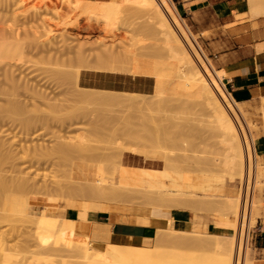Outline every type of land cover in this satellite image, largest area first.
I'll return each instance as SVG.
<instances>
[{
  "label": "bare ground",
  "instance_id": "bare-ground-1",
  "mask_svg": "<svg viewBox=\"0 0 264 264\" xmlns=\"http://www.w3.org/2000/svg\"><path fill=\"white\" fill-rule=\"evenodd\" d=\"M61 1L62 0H60L59 2L61 3ZM63 3H67V4H65L67 6H65V5L64 6L68 7V9L67 8L66 9L70 10V11H68V13H70V14L66 13V15H69V17L71 19L73 18V21H75V25H77V28L78 29L86 28L87 30H85V31L88 32V33H86L88 36H84V37H88V38H85V39L83 38L84 40H81L79 38V36L73 40L71 39L70 36H67V38L70 37V39L68 38L69 41L70 40L74 41L77 39L80 40L79 42H76V44H78V46L75 43H73L77 47L73 46L72 43H69L67 38H66L67 40L64 41V44H66V45L69 44V45H71V47L72 46L76 47L75 49L73 47L69 48V46L67 45L70 53H73L76 56H78L77 59L79 58L78 59L79 63L82 64L85 61V64H87V63L89 64V61L91 62V60H88V59H92L93 61L95 60L96 64L92 61V64H94V65H92V64L88 65L87 64V66H89V67L92 66V67H96V68H106L107 67L106 65L110 62L108 65L111 66L110 68H112L113 70L116 69V70H120V71H124V72H129V73L131 72L133 75L138 76L139 78H140V75H147V76H149V80H151V78H153V84H154V94L146 96L144 94H146L147 92H143V91L139 90V88H138L139 86L131 85V91L126 90V89L118 90V89H115L118 86L116 83H107L104 81H100L96 76H94L96 74H103L105 72H92L90 70H87L84 73L83 78L82 79L80 78L77 80V83L81 84L83 88L79 90L76 88V85H75L76 90L73 88L76 92V94H75L76 97H77V95H81L79 97H81V99H82V101H84V103L87 99H88L87 101H89V99H90V102H88V103H90V105L93 104L92 106H95L97 103H98L97 105H100V107H97L98 110H99V108L101 109L104 106H107V107H105V109L103 108L100 111L101 112H111V118H112V112H115V113L118 112L119 113V114L117 113L116 116H115V113H113L114 116L117 118V120H115L117 122H116V124L114 123L115 127H114V129L112 128V130H114L113 133L116 132L118 134V136L116 138H119V140H121L120 142L119 141L115 142L117 145L116 147H114V149L116 148L117 152L116 151L113 152L115 154V156H113L115 158V160L113 161L112 164L110 163L111 165L109 164L108 167H107L106 163H108L109 160L107 161L105 159L106 163H103V162L100 163V161H98L100 164L98 163L99 165H97V167H96V178H95V180L89 181V182H81V183L77 182L78 185L74 184V186H76V187H74V189H72L77 193L76 195H80L81 197L86 196V195L93 196L95 198L94 200H96V201H94L95 203L92 202V204L90 201V207H92V206L95 207L94 208V211H95L96 205L98 206V209H100V206H101L102 207V209H100L101 212H108L110 215L109 216V222L110 223H107L106 225L103 224V226H101L100 231H98V228L96 227L97 223L95 224L96 226L92 230L94 236L106 238V240H107L108 234L110 231L111 223L114 221H117L119 219L118 217H115L114 210L118 209V208L123 209V207H124V205L122 206V205H120V203H122V204L123 203H132V204L136 203V204L148 206L150 208V211L153 214H163V215H169L171 213L172 207H174V208L176 207L177 209L181 208L182 210L184 208L191 207V206H188L190 203V202H188L189 201L188 198L186 197L187 201L183 197L180 198L179 195L181 193L177 189L167 188L164 190V189L156 187V186L136 187V186H131V185H127V184H122V183H119L115 180V176H116L117 171L130 170V169H135V168H142V169L148 170V173L150 176H156V175L161 174L163 176L171 177L174 173L173 172L174 170H176V169L180 170V168H184V167H182L183 165H185V164H182V163H184V161H186V160H188L186 162L191 161L192 158H190V156H187L189 153H187L186 156H185V154L180 155L179 153H178L179 154L178 155V154H176L175 150L173 149L174 146L171 148V146L176 144L175 142H178V141H176V139L171 136L174 131L171 133V135H169V132H171V131L167 130L168 129L167 127H170L169 125L171 122L167 126V124H165V122H164L166 119L164 120V118L160 115L163 108L166 109V107L169 106L170 103H172L173 99L181 98L184 96V97H186V99L188 97L189 100L192 98L193 99L192 101H195L197 105L200 104L201 106H203L204 110L207 111V113L205 111V113L207 115L206 116L207 117L206 122L209 123V125L212 123V121L215 122V124L214 123H212V124H214L215 129H217V133L219 132L218 136H219V134H220V136L224 134L223 136L226 138L228 143L222 142L224 139L223 136H222L223 139H222V137L219 136L222 139V141H221V139H219V140L222 143H224V146L226 145V148H227L226 150L229 149V146L231 148V152H230V150H228L227 152H230V154L228 153V156H230V157L232 156V159L229 157L228 160H230L229 164H231L230 165L231 174H233L235 176V178L233 179V180H235L234 183H236L238 181V179L241 181V179L245 177V173H246V177H245L246 183L244 185V192H243V198H242V204H241L242 208L240 207L241 191H239L235 195H228L226 200L222 198L223 200H225L223 202L224 203L223 205L225 207V208L223 207L224 213L221 212L222 216L218 215L215 223L219 226H223L224 228L231 229L232 231H234V234H232V235L218 234V237H221V240L219 238L220 242H219L218 238H216L215 235H212L211 238L208 236L209 239L206 236L207 240L205 238H203L202 234L206 232V231L203 232V226L205 224L204 222L193 221L192 228L183 229V228L171 226L172 221H174L175 219L173 217H168V218H166L168 221V224H169L168 227L167 228H162V227L157 228L155 240H154L155 246L151 245V246L145 247V246H137V245H132V244L131 245L130 244H115V246L109 247L108 251L106 252L107 256L105 255V252L102 253L103 247L94 246L91 243L92 241H90L88 239L89 227L87 225V220L82 221V218H85V219L88 218V214L90 211H87V210H89V209L85 208L87 212H84L85 211L84 208H83L84 211H81L78 202L74 200L75 202H77V203H74V202H72L73 200L71 199L70 207L77 209L78 219L68 220V222H69L68 223L69 224L68 232L69 231L71 233L73 232L72 234L68 233V235H71L73 240L75 239V241L73 243H77L76 242V235H75V237H73L74 233L77 234V240H78V235L80 238V241H79L80 243L78 244V246L74 247V245H73L72 247L76 251L77 256H79V257L82 256L85 258L87 257V260H88V257H90L89 258L90 260L93 257L92 260H95V261H89L88 260V261H80V262L76 263V262H72L71 260H64V261H59L58 264H73V263H75V264H111V263H113V264H251L249 258H246V256H245V253H246L245 249L247 247V242L250 240L249 239L250 230L248 231V237H247L246 231L249 228V224H250V217H251V212L253 209L252 199H254V197H253L254 187H256L255 184H257V183H255V182L258 179V178L256 179V177H257V175H256L257 160H256L255 153L253 151L252 137L248 133V127L250 124L242 121L240 113L238 112V110L234 106L233 99L231 98L230 94H228L222 86V77L226 74L225 71L223 69L213 68L212 65L205 60V58L203 57V55L201 54V52L197 48L194 40L192 39V37L188 33L187 29L185 28V26L182 24L179 17L177 16V13L175 11L172 0H73V1L64 0ZM63 3H61V4L63 5ZM250 10H251L253 16L259 17V15L264 14V5L262 4V0H250ZM59 12H61V11H59ZM65 12H67V11L65 10ZM54 15H57L56 16L57 18L59 17V19L57 21L58 24L60 23L62 25H67V23H69L65 20V18L66 19L68 18L65 16V13H64V15L59 14V13H56ZM101 18H104L105 22L108 24L110 31H113L110 27H112V28L114 27V28L118 29V27L120 28V25H121V24L120 25H118V24L122 23V25L124 24L125 26L129 27L131 29L130 30L128 28L129 31L133 32V34H136V32H138L141 34L144 33V34L151 35V36L143 35V37L145 36L146 40L150 39L152 41L144 42L145 39L144 38H143L144 40L141 39L142 35H141L140 39L137 38L135 40L136 37L133 36V34L131 33L132 36L131 35L125 36V38L127 40H128L127 37H129L130 40H128V41L130 43H128L127 40H124L126 43H123L124 41H122L123 39L121 38V36H120L121 40L120 39H114V37L110 35V33H112V32H110L109 35L111 36V39H110V37H109V39H107L108 36L106 37L105 35H103L104 37L101 36L103 38H101L99 40L95 39V41L91 42L89 40L90 32H89L88 28L91 27L90 31L92 29H94V30H92L93 33H96L97 30L99 31V29H97V27H99V26H97L95 28L94 26L96 24L93 26L92 22L94 21V19L99 21ZM83 20H85V22L81 23V21H83ZM73 21H72V23H74ZM81 25H83L84 27H81ZM114 25H116V26L118 25V27H116ZM108 27L106 28V30L108 29ZM81 30H83V29H81ZM115 30H114V32H115ZM79 32L80 31H78V33ZM108 32H109V30H108ZM108 32H107V35H108ZM62 35H63V33H62ZM84 35H85V33H84ZM130 36H131V38H130ZM18 37L19 36L16 35V38H18ZM2 38L4 39V41L3 40L0 41V63L4 62V60H21L23 58V53H24V52L22 53L21 50L23 49V47H25L23 44H24L25 40H27V39L23 38V41H24L23 44L21 41L22 37H20L18 39L21 42V44L23 45V46L21 45L22 49H20V46L16 42H10L9 39H8V42H6L7 40H5V39H7V38L1 37L0 39H2ZM33 38L30 39L28 36V40L30 39L29 41H31V40H34V41L38 40V42L41 41V38H40V40L38 38L35 39L36 36L35 37L33 36ZM81 38H82V36H81ZM64 39H60L59 41L64 40ZM131 39L132 40L134 39L133 44L131 43ZM44 40H46V39H44ZM55 40H56V38H55ZM118 40L121 41L120 44H118V42H119ZM65 42H68V43H65ZM34 43H32V44L34 45ZM27 44H31V43H27ZM39 45H40V43H39ZM158 46L159 47L161 46V48L165 49L164 52L166 51L167 54L166 53H164V54L159 53V52H163V51L158 50ZM68 48L66 47V49H68ZM43 49H44V47H43ZM92 49H95L97 52L95 50H92ZM163 49H161V50H163ZM89 50H91L90 51L91 53L87 52ZM260 50H261V47H260ZM52 51H54V50H52ZM28 53H30V52H28ZM39 53H41V52H39ZM165 54L167 55V57H165ZM55 55L53 56V58L57 56V55L56 56ZM76 56H75V58H76ZM88 57H91V58H88ZM48 58L50 59V56H48ZM57 58H59V57H57ZM57 58H55L54 63L56 65H58V64L61 65L62 64V62L60 64L61 60L59 61ZM71 58H73V57H71ZM80 58H81V60H80ZM86 58H87V61H86ZM51 61H52V59H50V63H51ZM80 61H82V62H80ZM76 62L78 65V61H76ZM113 63L115 65V67H112L114 65H110ZM12 65H13V63H12ZM12 65L10 63H8V66H12ZM51 65H52V63H51ZM54 65H52V66H54ZM3 66H5V64ZM62 66H64V65L62 64ZM80 66H82V65H80ZM83 66H84V64H83ZM1 68L2 67H0V69ZM3 68H2V70H4ZM55 68H52L51 71L54 72ZM75 68H71V69H73V72H74L73 73L72 70H70V73L71 72L73 73L71 75H70L69 71L67 70L68 68H65V69L62 68L65 71H62L63 75L61 74L62 72L60 74L62 75V77H65L68 73V75H70L69 77L66 76L68 78L66 81L68 82L69 78L71 76L75 77V75H74V74H76ZM56 69H55L54 74L59 76L58 73L62 69H60V71H57L58 73L56 72ZM57 70H59V68ZM10 71H11V69L6 67L5 68L6 74L3 72L5 74V76L7 75L6 78H8V79H10L13 75V72L11 71V77H9ZM8 74H9V76H8ZM64 74H65V76H64ZM106 74H108V73H106ZM51 76H52V74H51ZM78 76H79V73H78L77 77ZM13 77H14V75H13ZM13 77H12V79H13ZM15 77H14V80H15ZM59 77L56 78L57 81H60V80H58ZM66 77H65V79H66ZM72 77H71V79H72ZM91 77H93V79ZM74 79H72V80H74ZM14 80L10 81L11 84L17 85V83H14ZM7 82L8 81H6V85H7ZM19 83H20V81H18V84ZM63 83H64V79H63ZM69 83H71V86H72L73 82L69 81ZM20 84L18 85V87L22 86V89H23L22 81ZM68 85H70V84H68ZM0 86H1V84H0ZM9 86L10 85L8 84V87ZM24 86H26L25 88H28L31 90V88L28 87L29 86L28 84H26ZM59 86H60V84H59ZM15 87L16 86H14V87L11 86V88H15ZM61 87L62 86H60V88ZM2 90H4V89H2ZM25 90H27V89H25ZM7 91H8V89H7ZM27 91H25V92H27ZM68 91H69V88H68ZM61 92L62 93H59V94H65L64 90ZM78 92H79V94H77ZM1 93H2V91H1ZM66 93H67V91H66ZM72 93H74V92H72ZM27 94L25 93V96ZM14 95H15V93L12 96H14ZM37 95H39V97L45 98V96L40 95V93H38L36 91H30L29 92V96L25 97V98H27V101L23 102V100L20 99V101H22V104L19 102L18 99H17L18 102L16 101L17 103H15L13 100V97H12V101H10L9 100L10 98H8V100L11 103L15 104V106L13 104H11L12 106H10L11 108H13V106L15 108V109L10 108L11 112H12V110H16V112L13 111L12 114L17 115L20 112V114L22 115L23 110L25 112H28L29 109L25 110L24 105L26 107H28L30 103L35 105V103L37 102L35 100H37V98H38ZM56 95L58 96V93H56ZM18 96H19V94H18ZM83 96L86 98V100ZM16 97L14 96V98H16ZM35 97H37V98H35ZM68 97H66L65 99L68 100ZM57 98L61 99L60 95ZM69 98H71V97H69ZM73 98H75V97H73ZM60 99H59V101H60ZM75 99H77L76 102L80 100V98H75ZM8 100L5 103L8 104ZM61 100H63V99H61ZM91 100H96L97 103L96 102H95L96 104L92 103ZM180 100H182V99H180ZM64 101H66V100H64ZM70 101H72V100H70ZM10 102H9V104H10ZM184 102H185V99H183V103ZM23 103H24V105H23ZM60 103H62V102L60 101V102L51 103V104H47V105H49L51 109L56 110L57 108L59 109L60 106L62 105ZM84 103H83V105H84ZM187 103H188V101H187ZM7 104H5L4 106H6ZM67 104H68V102H67ZM79 104H80V102L77 104V107H80V106H78ZM1 105L2 104H0V106ZM65 105H63V106L65 107ZM70 105L71 104H69L68 106H70ZM73 105H75V103ZM181 105H182V103H181ZM85 106H87V105H85ZM172 106H174V105H172ZM186 106H187V104H186ZM8 107L6 108L7 110L9 109ZM77 107L73 108V110L76 111V109L77 110L80 109ZM3 108L0 109V111H3ZM81 108H82V106H81ZM62 109H65V108L62 107ZM70 109H71V107L70 108L68 107V110H70ZM93 109H95V108L93 107ZM149 109L151 110V113L154 112L153 115H150L151 118L148 115ZM89 110H91V109H89ZM89 110H87V111L89 112ZM102 110H104V111H102ZM150 110H149V112H150ZM170 110L167 109V111H170ZM188 110H190V109H188ZM202 110L203 109H201L200 111H202ZM71 111H72V109H71ZM56 112H57V110H56ZM64 112H65V110H64ZM84 112H86V111H84ZM90 112L92 113V110ZM28 113H25L24 115L25 116L26 115L27 116L32 115L30 112H28ZM67 113L69 114V111H67ZM8 114L9 113H7V115ZM20 114L18 116H20ZM59 114L61 116L64 113L63 114L59 113ZM65 114H66V112H65ZM68 114H66V115L68 116ZM165 114H166V112H165ZM181 114H184V113H181ZM10 115H11V113H10ZM71 115L73 116V113ZM71 115H70V117H72ZM103 115H104V117L106 116L105 114H103ZM3 116H5V115H3ZM60 116H58V117H60ZM91 116H89L90 120L92 119ZM109 116H110V114H109ZM146 116H149V118ZM32 117H33V115H32ZM32 117L31 118L29 117L30 122H31V120H33L32 122H34V119ZM74 117H76V114ZM101 117L102 116H100L99 118H101ZM177 117H179V116H177ZM65 118L68 119L69 117H65ZM95 118H98V117H95ZM95 118H93V120H91V122L94 121ZM211 118H213V119H211ZM0 119H1V117H0ZM2 119H4V118H2ZM52 119H54V118H52ZM208 119H209V122H208ZM22 120H24V119H22ZM26 120H28V118H26ZM26 120H24L23 123H25ZM96 120H99V119H96ZM112 120H114V119L112 118ZM147 120L149 122L151 121V124H149L147 122ZM10 121H11V119H10ZM106 121H109V120L106 119ZM144 121H145V123H144ZM166 121L168 123V120H166ZM210 121H211V123H210ZM2 122H1V124H2ZM35 122H36V119H35ZM55 122H56V120H55ZM10 123L12 124V122H10ZM26 123H27V121H26ZM99 123H102V122H99ZM141 123L143 124V128H145V127L147 128L149 126L148 129L145 128L146 129L145 131L148 130V133H146L145 135H142L143 133H141L140 129H139V127L141 126L140 125ZM172 123H175V122H172ZM6 124H8V123H6ZM91 124H94V122ZM145 124L147 126L144 127ZM2 125L4 126V124H2ZM21 125H22V123H21ZM243 125H244V128H243ZM18 126H20L19 123H18ZM22 126H21V128H22ZM99 127L100 126H98L96 128L98 129ZM194 127H196V126H194ZM197 127H199V126H197ZM24 128L26 130L27 125H25ZM28 128H29V125H28ZM92 128H90V129L92 130ZM140 128H142V126ZM4 129L5 128H3L2 130H4ZM18 130H19V128H18ZM102 130H104V129H102ZM220 130L223 134L220 132ZM0 131H1V129H0ZM21 131H22V129H21ZM94 131L95 130L93 129V132ZM145 131H144V133H145ZM185 131H187V130H185ZM2 132H1V134H2ZM103 132H105V134L108 133V132L106 133V129ZM182 132H183V130H182ZM95 133L96 132H94V134ZM183 133H185V132H183ZM193 133H195V132L193 131ZM200 134H202V133H200ZM97 135H99V134H97ZM102 136H104V135L100 134L99 137H102ZM174 136H175V134H174ZM0 137H4V136H0ZM108 137H111V136H108ZM95 138H97V137L95 136ZM116 138L114 136V139H116ZM192 138H191V140H192ZM92 139H94V138L92 137ZM105 139L106 138H104V140ZM95 140L96 139H94V141ZM99 140H100V142L101 141L104 142L103 139H99ZM99 140H97V141H99ZM194 140H195V138H194ZM194 140H193V142H194ZM210 140H209V142H210ZM88 141H89V139L87 140V138H85L84 140L77 142V143H70V142H67L65 140H63L62 142L58 141L60 143H57L59 145L56 144L59 147V151H57V152H61L60 148H61L62 152L64 149H65L64 152L65 151H67V152L72 151L73 152L76 150L75 152L78 153L77 154V156H78L82 150H84V151L87 150L84 153V155H82V156L80 155L81 158L89 157V156H92V157L95 156L96 157L98 155V152L95 151V148H94L95 146L92 148L91 147L92 143L90 144ZM107 141H108V139H107ZM167 141L169 142V144L172 143V145H170V147H167L168 145L167 146L165 145L168 143ZM198 141H200V140H197L196 142H198ZM5 142L6 141H4V143ZM117 142H119V145L117 144ZM212 143H214V142H212ZM227 144H228V147H227ZM2 145H4L3 141H2ZM210 145L212 146L213 144H210ZM215 145H216V143H215ZM98 146L99 145L96 144V147H97L96 149H99ZM58 147L56 148V146H55V149H58ZM68 147H70L69 150H67ZM203 147L205 148V146H203ZM91 148L93 149L92 150L93 153L90 152L91 150L89 151L90 153L88 152V150ZM107 148H109V147H107ZM110 148H111V150H113L112 147H110ZM183 148H184V146H183ZM0 149H1V147H0ZM10 149L8 148V150H10ZM52 149H54V148H51V150ZM103 149H104V147H103ZM185 149H186L185 151L187 152L188 150L186 147H185ZM188 149H189V147H188ZM6 150H7V148H6ZM6 150H5V152H6ZM77 150L79 152H77ZM109 150L110 149H108V151ZM192 150H193V148H192ZM202 150H204V149H202ZM214 150H215V148H214ZM45 151H47V150H45ZM84 151H82L81 153L83 154ZM106 151L107 150L100 152V154L98 156L100 157L101 153H103V157L105 156V158H107L106 157V153H107ZM190 151H191V149H190ZM193 151L195 153V149ZM54 152H56V150ZM201 152H203V151H201ZM208 152H209V150H208ZM7 153L9 154V151ZM86 153H87V155H86ZM231 153H233V155ZM43 154H45V153L43 152ZM65 154H67V153L65 152ZM202 154L203 153H201V155ZM207 154H209V153H207ZM38 155H41V154H38ZM72 155H73V153H72ZM109 155L112 157V152ZM109 155H108V158H109ZM191 155H193V154H191ZM196 155H194L195 160H197ZM67 156L68 155H66V157L65 156H63V157H65V159H67ZM70 156L71 155H69V157ZM122 156H124V157L122 158ZM200 156L198 158L201 159L200 162H203L202 160L205 159L206 156L204 155L205 157L203 159L201 158L202 156L201 157ZM1 157L3 158L4 156H0V158ZM71 157L74 158V156H71ZM99 157L97 159H102V161H103V157L102 158H99ZM111 157H110V159H112ZM187 157H189V158H187ZM77 158H79V157H77ZM90 158L91 157H89V160H90ZM120 158H122V160ZM181 158L182 159L185 158V160L184 159L182 160ZM218 159L216 158L215 160L218 161ZM212 160H213V158H212ZM7 161H8V159H7ZM180 161H182V163ZM179 162H180V164H179ZM206 162H207V164L205 165ZM208 162L209 163L212 162V161L210 162L209 157H208L207 161L204 160V164L201 163V165H205V166L200 165V168L202 167L201 169H198V171L201 170V171H199L200 173L202 172V173L206 174V172H207L208 174H210V173H215V171L217 172L216 167H218V165L217 164L213 165V167L216 169L215 170L213 167H211V164L208 165L209 164ZM230 162H232V163H230ZM2 164L4 165L5 163L3 162ZM178 164L179 165L182 164L181 167L179 166L180 168L178 167ZM212 164H214V163H212ZM69 165H72V163ZM207 165L211 167L210 170H209V167ZM58 166L61 168L62 164H61V166L58 164ZM105 167H107V168H105ZM145 167H149L151 169H147ZM188 167H190V166L188 165ZM188 167H186V168L188 169ZM232 167L235 171H233V169L231 170ZM63 168L65 169V167H63ZM213 169H214V171H212ZM67 170H68V168L65 170L66 173H67ZM196 170H197V168H196ZM70 171L71 170L69 168V172ZM104 171L110 173V177L105 178L103 175ZM188 171H191V169ZM232 171L236 172L235 174H237V177L234 173H232ZM244 171H245V173H244ZM180 172H182V171H180ZM243 174H244V177H243ZM62 175H63V173H62ZM210 175H212V174H210ZM56 177H58V176H56ZM68 177H70V173H69ZM27 178H29V177L27 176ZM232 178H231V181H232ZM8 179H9V177H8ZM24 180H25V178H24ZM55 180H57V179H55ZM5 181H6V178L4 181L1 180L0 185L4 186V188H6L8 190L7 186H5V185L9 182L8 181L5 182ZM12 181H14V180L12 179ZM19 182H18V184H19ZM27 182H28V180H27ZM24 183H23V185H24ZM62 183H64V181H62ZM62 183H60L61 186H62ZM18 184H16L17 187H18ZM8 185L10 187V184H8ZM44 186H45V184H44ZM61 186H60V188H61ZM60 188H58V189L60 190ZM10 189L11 188H9V191H10ZM14 189H15V187H14ZM19 190H20V188H19ZM3 191H5V190H2V192ZM10 193H12V190L10 191ZM3 194H4V192H3ZM45 196H47V195H45ZM177 196H179V197H177ZM76 197L79 198V196H76ZM93 197H91V198H93ZM210 197H211V195H210ZM87 198L85 197V199H87ZM179 198L182 200V202ZM196 198H198V197H196ZM224 198H226V197H224ZM0 199H1V197H0ZM206 199L203 198L201 200V198L200 199L198 198L200 203H201V201H205ZM219 199H221V197H219ZM183 200L185 202H183ZM209 200H211V201L209 202ZM21 201L22 200H19V202H21ZM206 201H207L206 204L208 205L207 207L211 206L209 204L215 205L214 204L215 200H213V199H207ZM35 202L46 203V199L38 198L35 200L34 198L30 197L29 200H27V202L25 203V205H15V210H19L20 212H29L28 210L31 208L32 204ZM81 203L84 204V202H81ZM86 203H88V202H86ZM184 203H185V205L187 204V206H183ZM192 203H193V201H192ZM215 203H218V202L216 201ZM88 204H86V205H88ZM195 204H193V205L195 206ZM190 205H192V204L190 203ZM216 205H217V208H215V209H219L218 206L220 204H216ZM196 206H198V204H196ZM196 206L191 207V208H193V210H194V208H196ZM0 207H1V204H0ZM200 207L201 206H199V210H201ZM211 207H212V209H214L213 206H211ZM239 207H240V215H239ZM98 209H97V211H98ZM195 210H198V209H195ZM0 211H2L1 208H0ZM214 211L215 210H213L212 212H214ZM216 212H217V210H216ZM218 212H219V210H218ZM1 214H2V212H1ZM2 217H3V215L0 218H2ZM45 217L46 216H35V217H32L30 220L37 224V223L43 222ZM129 217H130L129 221H132L133 216L132 217L129 216ZM190 219L193 220V215H191ZM135 221L140 223V224H149L152 222V219L149 216H142V217L136 216ZM212 237H215L216 240ZM236 237H237V239H236ZM69 239L70 238H68V241H67L68 243L71 242V239H70V242H69ZM211 239L214 242V246L216 245L215 247L216 248L218 247V249H215V247L213 246V243L211 242ZM209 240L211 242L210 244H209ZM215 241L219 242V244L216 243ZM73 243H70L69 246H67V247H70V245H72ZM84 243L86 246L84 245ZM87 243H89V244L91 243L90 244L91 246L90 247L87 246ZM66 245H67V243H66ZM211 246L214 247L215 250H213V248H211ZM60 247H59V249H60ZM63 247H65V245H63ZM72 247L69 248L70 251H71ZM113 247H116V248H113ZM202 247L203 248L205 247L204 248L205 251L200 252L202 250ZM207 247L209 248V250L211 248V250H210L211 252L213 251V253H211L212 257L209 256L210 254L207 255V253H205V252L209 251ZM198 248L200 249L199 251L197 250ZM64 249H61V250H64ZM206 249H207V251H206ZM217 250L219 251V253H217L218 252ZM66 251H68L67 248H66ZM103 251H106V250H103ZM90 254H92V255L95 254V257H96V255L97 256H99V255L103 256L104 261L98 260L97 259L98 257H96L94 259V255L91 256ZM214 254H215V256H216V254H217V256L220 255L219 259L217 258V256H216V259L214 258L216 260L215 262H213V259H212ZM70 255L74 256V254L73 255L69 254V256ZM105 256L107 257L108 261H105V259H106ZM14 261H16L17 264H20L23 260H22V258H20V259L17 258ZM109 262H111V263H109Z\"/></svg>",
  "mask_w": 264,
  "mask_h": 264
},
{
  "label": "rangeland",
  "instance_id": "rangeland-1",
  "mask_svg": "<svg viewBox=\"0 0 264 264\" xmlns=\"http://www.w3.org/2000/svg\"><path fill=\"white\" fill-rule=\"evenodd\" d=\"M59 1L58 0L57 1L56 0H0V38L1 37L7 38V39H5V40H7L6 42H8V39H9L10 42H16L20 46V49H22L23 45L25 46L21 50L22 53L24 52L23 53V58L21 60H4V62L0 63L1 65L5 64V66H3V65L1 66L0 65V67H2V68L4 67L3 68L4 70H2V68L0 69L1 70L0 71V84H1V86H0V98H1L0 99V104H2L0 106V109H2L4 107L3 111H0V117H1V119H0L1 120L0 121V129H1L0 134L3 131L0 136H4V137H0V139H1L0 140L1 141L0 144L2 145V141H3V144H4L2 146L0 145V147L2 149V150L0 149L2 151V152L0 151V156H4L3 157L4 159L2 157L0 158V161H1L0 162V181L1 180L4 181L5 178H6L5 182H7V181L9 182V183H7L5 185V186H7L8 190L6 188H4V186L0 185V188H1L0 189V192H1L0 193V197H1V199H0L1 207L0 208L2 210V211H0V217L3 215V217L0 218V264H17L16 261H14L17 258H19V259L22 258L23 261L20 264H58L59 261H64V260H71L72 262H76V263L80 262V261H88V260L89 261H95V260H92L93 257L91 258V260L89 259L90 257H88V260H87V257L86 258L82 257V256L79 257V256L76 255V251L74 250V248L72 246L73 245H74V247L78 246V244L80 243L79 242L80 238H79V235H78V240H77V234L74 233L73 237H75V235H76V242L77 243H73L75 241V239L73 240L71 235H68V233L69 234L71 233L70 231L69 232L67 231L66 234L71 239V242H70V239H69V242L73 243L72 245H70V247H72L71 251L73 250L72 252L69 250L70 247H67L70 244L68 242H66L67 245H66V243L62 244V246L60 247L59 251L56 252V253H52V252L50 253V252H48L46 250L41 249L38 246V244H37V242L35 240V230L37 229V226H38L37 224H39V223L36 224V223H34V222H32L30 220L32 217H35L37 215H34L31 212V208L28 210L29 212H20L19 210H15V205H25V203L27 202V200H29L30 197L34 198L35 200L38 199V198H44V199H46V203H41V204L44 205V211H43V213L41 215H38V216H46V213H45V208L46 207L50 206L51 209H55L57 207H61V208L65 209L67 207H70V202H71V199H72L73 200L72 202H74V203L78 202L81 211H84L83 208L84 209L88 208L89 210H87V211H90V212L91 211H93V212H101V210H100V209H102L101 206H100V209H98V206L96 205V210L95 211H94L95 207H93V206L90 207V201H91V204H92V202L96 201V200H94L95 198L93 196L86 195V196L81 197L80 195H76L77 193L74 190H72V189H74V187H76V186H74V184L76 185L77 182L81 183V182H89V181L95 180V178H96V167L101 162L106 163L105 159L107 161L109 160V162L106 163L107 167H108V165L110 163L112 164L113 161L115 160V158L113 157V156H115V154L113 152L114 151L117 152L116 148L114 149V147L117 146L115 142L116 141L120 142L121 140H119V138H116L118 136V134L116 132L113 133L114 130H112V128L114 129V127H115L114 123L116 124V122H117V121H115V120H117V118L115 116H116V114L118 112H116V113L112 112V118L114 119V120H112L111 112H101L100 111L103 108L105 109V107H107V106H104V107L102 106L103 108H101V109L99 108V110H98L97 107H100V105H97L98 103L96 102V100H91L92 103H95V102L97 103V104L95 103L97 106L96 105L92 106L93 105L92 103H91L92 105H90V103H88V102H90V99H89V101H87L88 99L86 100V98L83 96L85 98V100H86L85 103H84V101H82L81 97H79L81 95H77V97L75 95L76 94L75 85H76V88L79 89V90L83 88L81 84L77 83V80L80 79V78L82 79L84 73L87 70H90L92 72H105V73H110V74H113V75L121 76L122 77L121 80H120L121 84L118 85L115 89H118V90L126 89V90L131 91V85L135 84V85L139 86L138 87L139 90H141L143 92H147L144 95L148 96V95L154 94L153 78H151V80H149V76H147V75H140V77L141 78H147L148 81H145V80L140 81L138 79L139 77L133 75L131 72L129 73V72H124V71H120V70H116V69L113 70L112 68H110L111 66L108 65L110 62L108 64L106 63L107 64L106 68H96V67H92V66L89 67V66H87L88 63L85 64V61L82 64L79 63V60H78L79 58L77 59L78 56H76L73 53H70V51H69V48L71 47V45L67 44L69 46V48H68V46L66 44H64V41H66L68 38L70 39V37L73 40V39L77 38L78 36H79V38L81 40H84L85 38H88V37H84V36H88L86 34L88 32L85 31V30H87L86 28H81L83 30L77 28V25H75V21H73V18L71 19L69 17V15H66V13L70 14V13H68V11H70V10H67L68 7H65V6H67V5H65L67 3H63L64 0H62L61 1V3H63V5H62ZM67 1H69V0H67ZM71 1H73V0H71ZM262 4L264 5V0H262ZM64 9L67 12H65ZM179 10H180V14H181V19L193 31V33L195 34L198 42L204 48V50H205L206 54L208 55V57L211 58L212 55L210 53V50L206 47V45H205L204 41L202 40L201 36L194 30V28L189 23V21L186 20L182 16L183 10L180 7H179ZM59 11H61V12H59ZM56 13L63 14V15L65 13V16L68 17L67 19L65 18V20L67 22H69V23H67V25H62L60 23L58 24L57 21H58L59 17L58 18L56 17L58 14L54 15ZM249 14H250L249 15L250 17L253 16L252 12L250 10V0H249ZM72 21L74 23H72ZM84 22H85V20L81 21V23H84ZM92 25L93 26L95 25L94 26L95 28L97 26H99V27H97V29H99L100 32L96 29L97 30V31L95 30L96 33H93L92 30H94V29H92L90 31L91 27L88 28V30L90 32L89 40L91 42L95 41V39L99 40V39L103 38L104 37L103 35H105L106 37L108 36L107 39H109V37L111 39V36H113L114 39H120V36H121V38L123 39L122 41H124V40H127L125 38V36H129V35H131V33L133 34V32L129 31L130 28L125 26L124 24L122 25V23L118 24V25H120V28L118 27V25L117 26L114 25V26L118 27V29H116L114 27L113 28L110 27L113 30V31H110V29L108 27V24L105 22L104 18H101L99 21L94 19V21L92 22ZM81 27H84V26L81 25ZM107 27H108V29L106 30ZM108 30H109V32H108ZM114 30H115V32H114ZM78 31H80V32L78 33ZM106 31L108 32V35H107ZM110 32H112V33H110ZM62 33H63V35L65 34L66 36L64 35L65 36L64 37L62 35ZM84 33H85V35H84ZM109 33H110L111 36L109 35ZM137 33L138 32H136V34H133V36L136 37L135 40L137 38L140 39L141 35H142L141 39H143V38L145 39V36L143 37V35L151 36V35L144 34V33L143 34L138 33L139 34L138 35ZM16 35L19 36V37L16 38ZM80 35L82 36V38H81ZM28 36H29L30 39L33 38V36L34 37L36 36L35 39L38 38L40 40V38H41V41H39V42H38V40L37 41L35 40L36 42L34 40L29 41L30 39L28 40ZM67 36H70V37L67 38ZM101 36H103V37H101ZM131 36H130V38H131ZM20 37H22V40L20 39L22 41V44L24 42L23 38L27 39V40H25L26 43L24 42L23 45L18 40ZM205 37L210 38V36H205ZM55 38H56L57 41L55 40ZM127 38H128V40H130L129 37H127ZM44 39H46V40H44ZM60 39H64V40L59 41ZM69 39H68L69 43H72L73 46H76V45L78 46V44H76V42H79L80 40H78V39L74 40V41L70 40L71 41L70 42ZM2 40L4 41L3 38L0 39V41H2ZM120 40H118L119 42L117 41L118 44L121 43ZM133 41H134V39L133 40L131 39V43L132 44L134 43ZM149 41H152V40H150V39L149 40H146V39L144 40V42H149ZM68 42H65V43H68ZM27 43H31V44H27ZM32 43H34V45ZM39 43H40V45H39ZM73 43H75L76 45H74ZM123 43H126V42L124 41ZM128 43H130V42L128 41ZM43 47H44V49H43ZM66 47L68 49H66ZM76 47H73V48L75 49ZM197 48L199 49V51L201 52V54L203 55L205 60L208 62V60L205 57V55L203 54L200 46H197ZM161 49H163V48H161V46L160 47L158 46V50L163 51V52H159V53H163V54L166 53L167 54L166 51L164 52L165 49H163V50H161ZM52 50H54V51H52ZM92 50H95V49H92ZM90 51L91 50H89L87 52H90ZM28 52H30L31 54L28 53ZM39 52H41V53H39ZM53 54L54 55L56 54L57 56L55 55L56 57L53 58V56H54ZM166 54H165V57H167ZM48 56H50V59H52V61H51L52 65L55 64L54 63L55 58L59 57L57 59L59 61L61 60L60 64L62 62V64L64 66H62V64L61 65H59V64L56 65L55 64L54 66H52ZM75 56H76V58H75ZM71 57H73V58H71ZM88 58H91V57H88ZM75 60L78 61V65H77V62ZM80 60H81V58H80ZM88 60H91V62L89 61L88 65L92 64L93 60L92 59H88ZM211 60L214 62L215 66L217 68L215 60L213 58H211ZM86 61H87V58H86ZM11 62L13 63V65H12ZM80 62H82V61H80ZM93 62L95 63V60ZM8 63H10L12 66H8ZM83 64H84V66H83ZM80 65H82V66H80ZM92 65H94V64H92ZM110 65H114V63L110 64ZM6 67L11 69V71L13 72L14 77L16 76L15 80H14L13 75H12L13 79L11 77V71H10V76L8 74V76L11 77V78L10 79L6 78L7 77V75L5 76V74H6L5 73V68ZM51 67L52 68L56 67L57 69L59 68V70H57L55 68L56 72L60 71V69H62V68H64V69L68 68L67 70L69 71V73H70V70H72V72H73V69H71V68H75L76 67L75 68L76 74H74L75 77L71 76L72 79L75 78L74 79L75 81L72 80L71 77L69 78V81L73 82L72 86H71V83H69V81L68 82L66 81L68 79L66 76L69 77L74 72L73 73L71 72L70 75H68V73H67L66 76L64 74V76L66 77V79H65V77H62V75H63L62 71H65V70L62 69L59 73L57 72L59 74V76L62 74L59 77L56 74H54L55 69H54V72L51 71L52 70ZM112 67H115V65L112 66ZM50 73L52 74V76H51ZM78 73H79V76L77 77ZM58 77H59L58 80H60V81H57L56 78H58ZM63 79H64V83H63ZM11 80L12 81L14 80V83H17V85L16 84L12 85L11 82H10ZM6 81H8L7 85H6ZM18 81H20V83L22 81L23 89H22V86L18 87V85L20 84V83L18 84ZM8 84L10 85L9 87H8ZM26 84L29 85L28 87H30L31 90L28 89V88H25L26 86H24V85H26ZM59 84L63 88L62 87L60 88ZM68 84H70V85H68ZM11 86L12 87L16 86V87L15 88H11ZM68 88H69V91H68ZM225 88H226V91H228L229 93H231L233 95H237V93H232L231 92L232 89L230 87H228L227 85H225ZM2 89H4V90H2ZM7 89H8V91H7ZM25 89H27L28 91L25 90ZM63 90H64L65 94H59V93H62L61 91H63ZM1 91H2V93H1ZM25 91H27V92H25ZM30 91H36V92L40 93V95L45 96V98H43V97H39V95H37L38 98L35 97V98H37V100H35V101H37L35 103V105L30 103L29 106L26 107L24 105V103H23L25 110L29 109L28 112H30L33 115V117H32V115H29V116L26 115L25 116L24 114L28 113V112H25L24 110H23V113L21 112L22 115L20 114V112L19 113L17 112L18 113L17 115L12 114L13 111L16 112V110H12V112H11V109H15L14 108L15 104L10 102V101H12V97H13V100H14L15 103H17L18 100H19V102L22 104V101H20V99L23 100V102L27 101V98H25V97L29 96V92ZM66 91H67V93H66ZM13 92L15 93L14 96L15 97L17 96L16 98H14V96H12L14 94ZM72 92H74V93H72ZM79 92L77 94H79ZM17 93L19 94V96H18ZM25 93L26 94L28 93V94L25 96ZM56 93H58V96L56 95ZM59 95H60L61 99H63V100H61L59 98L60 101L62 102L60 104H62V105L60 106L59 109L58 108L56 109L57 110V112H56V110L51 109L50 106L47 105V104L60 102L59 99L57 98V97H59ZM65 96L66 97L69 96L71 98L68 97V100H67V99H65L66 98ZM73 97L80 98L81 101L78 99L79 101L76 102L77 99H75ZM8 98H10L9 99L10 101L8 100ZM180 99H182V100H180ZM183 99H185L186 103L185 102L183 103ZM7 100H8V104L5 103V102H7ZM64 100H66V101H64ZM70 100H72V101H70ZM190 100H189L188 97L186 99V97H184V96L181 97V98L173 99L172 103H170L171 102L170 101L169 102L170 105L167 106L166 109L163 108V110H162V112L160 114L164 118V120L165 119L168 120V123H167L166 120L164 121L165 124H167V126L171 122L170 125H169L170 127H167L168 128L167 130L171 131V132H169V135H171V133L174 131L171 136L174 137L176 139V141H178V142H175L176 144H174V145H172V143L169 144V142L167 141L168 143L165 144V145L166 146L168 145L167 147H170V145H172L171 148L174 146L176 149L174 147H173V149L175 150L176 154H178V153L180 155L185 154V156H186L187 153H189L187 156H190V158H192L191 161H189V162H186L188 160L184 161V163H182V161H180L182 164H185V165L182 166L184 168H180L182 164L179 165L180 164V162H179L178 167L180 166L179 167L180 170L179 169L177 170L175 168L176 170H174L173 172L182 171V172H193V173H198L199 174L200 173L199 171H201V170L198 171V169L202 168V167L200 168L201 163L204 164V160L207 161V159L209 157L210 158V162L211 161L212 162L211 163L208 162L209 163L208 165L211 164V167H213V165L217 164L218 167H219V168L216 167L217 168V172L215 171V173H210L211 172L210 171L209 173L212 174L215 177L220 178V179H223V177L227 178L228 181L230 180L229 182L234 183L235 180H233V179L235 178V176L233 174H231V171H230V165L231 164H229L230 160H228L229 157H230V156H228V153L230 154L231 148L229 146L228 150H230V152H227L228 150H226L227 149L226 145L224 146V143H222V142H227L228 143V141L223 136L224 134L221 132V130H220V132L223 135L220 136V134H219V136L220 137L223 136L225 140L222 137V139H223V141H222V139L218 136L219 132L217 133V129H215V127H214L215 122L212 121V123H214V124H212L211 121H210V123H211L210 125H209V123L206 122L207 121L206 120L207 119V117H206L207 116L206 115L207 111L204 110L203 106H201L200 104L197 105L195 101H192L193 100L192 98ZM187 101H188V103H187ZM9 102H10V104H9ZM67 102H68V104H67ZM79 102H80V104L78 106H80V107H77V104ZM74 103H75L76 106L73 105ZM83 103H84V105H83ZM181 103H182V105H181ZM5 104H7V105L4 106ZM11 104L14 105L13 108L10 107V106H12ZM69 104H71V105L68 106ZM186 104H187V106H186ZM63 105H65V107ZM85 105H87V106H85ZM172 105H174V106H172ZM67 106L69 108L71 107L72 111H71V109L68 110ZM81 106H82V108H81ZM234 106L238 110V112L240 113L242 121L250 124L249 127H248V133L252 137L253 151L255 153L256 160H257V166H256V175H257V177H256V179L257 178L258 179L255 182V183H257V184H255L256 187H254V193H253L254 194L253 195L254 199H252L253 209H252V212H251L250 224H249V228L246 231V234H248V231L250 230V232H249V239L250 240H249V242L247 244V247L245 249V251H246L245 256H246V258H249L250 254H249L248 251L252 252L254 257L258 254V251L255 249L254 244H253V238H252V233L253 232H252V230L256 226L258 220H263L264 221V160L257 153V149H256V147L254 145V140H255L254 139V134H256L257 128L260 129L259 135L264 134V95L247 96L246 100L239 99V104L234 102ZM7 107L9 108L8 110L6 109ZM62 107L65 108V109H62ZM76 107L80 108V109L79 110L76 109V111L73 110V108H76ZM93 107L95 109H93ZM89 109L92 110V113L90 112L91 110H89ZM167 109L168 110L171 109V110L167 111ZM188 109H190V110H188ZM201 109H203L202 111L204 113L202 111H200ZM64 110H65L66 114H68L67 111H69L70 115L73 113V116L71 115L73 118L70 117L69 114L67 116L65 114ZM87 110H89V112ZM149 110H148L149 114L148 113L147 114L149 116L153 115L154 112L151 113V110H150V112H149ZM84 111H86V112H84ZM102 111H104V110H102ZM205 111H206V113H205ZM165 112H166V114H165ZM7 113H9V114L7 115ZM10 113H11L12 116L10 115ZM59 113H62V114L64 113V114L60 116ZM113 113H115V116H114ZM181 113H184V114H181ZM19 114H20V116H18ZM75 114H76V117H74ZM87 114L89 116H91L93 114L91 116V118H92L91 120H93V118H95V117H98V118H95L94 121L91 122V120H90V118H89V116ZM103 114H105L106 116L104 117ZM109 114H110V116H109ZM3 115H5V116H3ZM163 115L164 116L166 115V116L164 117ZM46 116L47 117L49 116V117L47 118ZM58 116H60V117H58ZM64 116L65 117H69L70 119L69 118L66 119ZM100 116H102V117L99 118ZM149 116H146V117L149 118ZM177 116H179V117H177ZM25 117L28 118L29 121L26 120ZM29 117L30 118L32 117L34 119V122H32L33 120H31V122L33 124L30 122ZM2 118H4V119H2ZM52 118H54V119H52ZM150 118H151V116H150ZM10 119H11V121H10ZM22 119L26 120L27 123H26V121H25V123H23L24 120H22ZM35 119H36V122H35ZM96 119H99V120H96ZM106 119L109 120V121H106ZM211 119H213V118H211ZM18 120L22 123L23 126L21 125V123ZM55 120H56V122H55ZM148 120H147V122L149 124H151V121L149 122ZM145 121H144V123H145ZM1 122H2V124H4L5 127L1 124ZM10 122H12V124ZM90 122L91 123L94 122V124H91ZM99 122H102V123H99ZM172 122H175V123H172ZM208 122H209V119H208ZM6 123H8V124H6ZM18 123L20 124V126H18ZM146 124L144 125V127L148 125V124L147 125ZM25 125H27L26 130L24 128ZM28 125H29V128H28ZM140 125L142 126V128H140L141 127ZM140 125H139L140 126L139 129H140V132L143 133L142 135H145L146 133H148V130L147 131H145V130L148 129L149 126L147 128L145 127L146 128L145 129V128H143V124L142 123ZM21 126H22V128H21ZM98 126H100V127L97 129L96 127H98ZM194 126H196V127H194ZM197 126H199V127H197ZM3 128H5V129L2 130ZM18 128H19V130H18ZM90 128H92V130ZM101 128L104 129V130H102ZM243 128H244V125H243ZM21 129H22V131H21ZM93 129L95 130L94 132H96L95 133L96 135L94 134ZM105 129H106V133L108 132L109 134L108 133L105 134V132H103V131H105ZM182 130L185 133H183ZM185 130H187V131H185ZM144 131H145V133H144ZM193 131L195 133H193ZM200 133H202V134H200ZM97 134H99V135H97ZM100 134L104 135V136H102L103 138L99 137ZM174 134H175V136H174ZM113 135L115 136L116 139H114ZM95 136L98 139L95 138ZM108 136H111V137H108ZM89 137L91 139L93 137L96 140L95 141H94V139L91 140ZM85 138H87V140L89 139L88 142L90 144L92 143L91 144L92 148L95 146L94 148H95V151L98 152V155L100 154V152H103V151L107 150L106 151L107 153L105 152L107 158H105V156L103 157V153H101L100 157L98 155L96 157L94 156L95 158L92 157V156H89V157H91L90 160H89V157L81 158V156L84 155V153L87 150L86 151L82 150V151H84L83 154L81 153L82 152L81 151L80 152L81 154L79 153L78 156H77L78 153L75 152L76 150L73 151V152L72 151H68L70 154L67 151H65L67 153V154H65V152H64L65 149L62 152V150L60 148L61 152H57V151H59V147L57 146L59 144H57V143H60L63 140H65L67 142H70V143H77V142H80V141L84 140ZM104 138H106L105 139L106 141L104 140ZM191 138H192V140H191ZM194 138H195V140H194ZM99 139H103L104 142H102V141L100 142ZM107 139H108V141H107ZM219 139H221L222 142ZM97 140H99V141H97ZM193 140H194V142H193ZM197 140H200V141L196 142ZM209 140H210V142H209ZM4 141H6V142L4 143ZM58 141H60V142H58ZM119 142H117L118 145H119ZM212 142H214V143H212ZM215 143H216V145H215ZM96 144L99 145L98 146L99 149H96L97 148ZM210 144H213V145L211 146ZM202 145L205 146V148ZM55 146H56V148L58 147V149H55ZM102 146L104 147V149H103ZM106 146L109 147V148H107ZM183 146H184V148H183ZM5 147L7 148V150H6ZM110 147H112L113 150H111ZM185 147L188 150L187 152L185 151L186 150ZM188 147H189V149H188ZM227 147H228V144H227ZM8 148L9 149L11 148V149L8 150ZM51 148H54V149L51 150ZM69 148L70 147H68L67 150H69ZM92 148L89 149L88 152L90 150H91L90 152H92V150H93ZM192 148H193V150L195 149V153L197 155L194 153ZM214 148H215V150H214ZM108 149H110L111 151L109 150L110 151L109 152ZM190 149H191V151H190ZM202 149H204V150H202ZM5 150H6V152H5ZM45 150H47V151H45ZM55 150H56V152H54ZM208 150H209V152H208ZM8 151H9V154L7 153ZM201 151H203V152H201ZM43 152L45 154H43ZM71 152L73 153V155H72ZM77 152H79V151L77 150ZM111 152H112V157L109 155V154H111ZM201 153H203V154L201 155ZM207 153H209V154H207ZM38 154H41V155H38ZM191 154H193V155H191ZM231 154L233 155V153H231ZM66 155H68L67 159H65ZM69 155L74 156L75 159L72 158L71 156L69 157ZM86 155H87V153H86ZM108 155H109V158H108ZM194 155H196V157H197L196 159L197 160H195V156ZM198 155L199 156L201 155L202 157L201 156L200 157L202 159L206 156L205 159L202 160L203 162H200L201 159L198 158L199 157ZM63 156H65V157H63ZM77 157H79L80 159L77 158ZM98 157L99 158L103 157V161H102V159H97ZM110 157L112 159H110ZM123 157L124 156H122V158ZM122 158H120V159L122 160ZM187 158H189V157H187ZM212 158H213L214 161L212 160ZM216 158L217 159L219 158L218 161L215 160ZM230 158L232 159V156ZM7 159H8V161H7ZM183 159L185 160V158H183ZM98 161H100V163ZM3 162L5 163L4 165L2 164ZM71 163H72V165H69ZM212 163H214V164H212ZM230 163H232V162H230ZM58 164L60 166L62 164L61 168L58 166ZM206 164H207V162L205 163V165ZM188 165L191 168L188 167ZM205 165H201V166H205ZM63 167H65V169ZM107 167H105V168H107ZM186 167H188V169ZM208 167H209V170H210L211 167L210 166H208ZM67 168H68V170H67V173H66L65 170ZM69 168L71 170L70 172H69ZM145 168L151 169L149 167H145ZM196 168H197V170H196ZM190 169H191V171H188ZM214 169L212 171H214ZM232 169H233V167L231 168V170ZM233 171H235V170L233 169ZM233 171H232V173L235 174L236 172H233ZM62 173H63V175H62ZM69 173H70V177H68ZM107 173L108 172L104 171L103 175H104L105 178L110 177V173H108V174ZM244 173H245V171H244ZM200 174H204V173L201 172ZM206 174H208V173L206 172ZM235 175L237 177V174H235ZM27 176L29 178H27ZM56 176H58V177H56ZM8 177H9V179H8ZM243 177H244V174H243ZM245 177H246V173H245ZM245 177L242 178L241 181L238 179V181L236 182V184L239 185V191H241V199H240V201H241L240 207L241 208H242L241 204H242V198H243V192H244V185L246 183ZM11 178L14 181H12ZM24 178H25V180H24ZM231 178H232L233 182L231 181ZM55 179H57V180H55ZM27 180H28L29 183L27 182ZM115 180L116 181H121V182L123 181V182L133 183L135 181V178L133 176H129V175H116L115 176ZM62 181H64V183H62ZM166 181H167V178H159V179H157L155 177H149V176H146V178H145V183L147 185H149V186H157L161 182H164L166 184ZM18 182H19V184H18ZM59 182L62 183V186H61V184ZM23 183H24V185H23ZM8 184H10V187H9ZM16 184H18V187H17ZM44 184H45V186H44ZM60 186H61V188H60ZM14 187H15V189H14ZM9 188H11L10 191L12 190V193H10ZM19 188H20V190H19ZM58 188H60V190ZM2 190H5V191H3L4 194H3ZM179 192L181 193L179 195L180 198L183 197V198L186 199V201H187V198H188V200H189L188 202H190L192 205L196 203V204H198V206H196V204H195L196 208H194V210H193V208H191V207H195V206L194 205L192 206L189 203L188 206H191V207L183 209V210L189 211V212H187L188 213L187 220L184 223L180 222V223L177 224L175 222L176 221V219H175L174 221H172L171 226L178 227V228H183V229H190V228H192L193 221H201V222L205 223L204 226H203V232H205V231L206 232L202 234L203 238H205V239H206V236L207 237L209 236L211 238L212 235H215L216 238H218V240H219V238L221 240V237H218V234H226V235L234 234V231H232L231 229L224 228L223 226H219V225H217L215 223L216 218L218 217V215L222 216L221 212L224 213V211H223V207H224L223 204L224 203L223 202L227 199L228 195H216V194H207V193H199V192H189V191H183L182 192V190L181 191L179 190ZM45 195H47V196H45ZM210 195H211V197H210ZM76 196H79V198L76 197ZM179 196H177V197H179ZM85 197L86 198L88 197V198L85 199ZM91 197H93V198H91ZM196 197H198L199 199L201 198V200L203 198L204 199H206V198L207 199H213V200H215V202L217 201L218 203L214 202L215 205L208 203L209 205L214 207V209H212L211 206H210L211 208L207 207L208 206L206 204V202H207L206 200L207 199L205 201H201V203H200V201ZM219 197H221V199H219ZM224 197H226V198H224ZM222 198L225 199V200H223ZM19 200H22V201L19 202ZM74 200L77 201V202H75ZM184 200H183V202H185ZM192 201H193V203H192ZM210 201L211 200H209V202ZM79 202L80 203L84 202V204L83 203L80 204ZM86 202H88L89 204L86 203ZM181 202H182V200H181ZM86 204H88L89 206L86 205ZM216 204H220L218 206L219 209H215V208H217ZM120 205H122V206L124 205V207L122 209L123 212L134 211V210H137V209H140V208L146 209V210L148 209V211L150 210V208L148 206H144V205H140V204H136V203H133V204L132 203H123V204L120 203ZM183 206H187V204L185 205V203H184ZM199 206H201L200 207L201 210H199ZM240 207H239V215H240ZM97 209H98V211H97ZM171 209H172L171 211H173L174 209H177V208L176 207L175 208L172 207ZM178 209H181V208H178ZM195 209H198V210H195ZM213 210H215V211L212 212ZM216 210H217V212H216ZM218 210H219V212H218ZM87 211L85 209L84 212H87ZM1 212H2V214H1ZM190 215H193V220L189 218ZM86 220L87 219L82 218V221H86ZM168 225L169 224H168L167 219H163L162 221L159 222L158 227L167 228ZM156 231H157V228H156ZM155 235H156V232H155L154 236H152L151 238L154 239ZM209 237H208V239H209ZM212 238H214L216 240L215 237H212ZM88 239L90 241H92L91 243L94 246L103 247V250H106V251H103L102 249L101 250H102V253L105 252L106 256H107L106 252L108 251L109 247L115 246V244L113 242H110L108 240V238H107V240H100L94 235H89ZM104 239H106V238H104ZM236 239H237V237H236ZM220 240H219V242H220ZM211 242L213 243V246H214V242L212 241V239H211ZM211 242L209 240V244ZM219 242H216V243L219 244ZM90 244L87 243V246L90 247L91 246ZM143 244H145V242ZM63 245H65V247L68 249V251H66V248L63 247ZM84 245H85V243H84ZM153 245L155 246L154 240H153ZM214 247L211 246V248H213V250L218 249V247L217 248L215 247V249H214ZM113 248H116V247H113ZM204 248L202 247V250L200 252L205 251ZM211 248H210V250H211ZM61 249H64V250H61ZM197 250L199 251L200 249L198 248ZM208 250H209V248H208ZM210 250L208 251L209 253L208 252H205V253H207V255L210 254L209 256L212 257L211 253H213V251L211 252ZM206 251H207V249H206ZM217 253H219V251ZM69 254H72V255L74 254V256H71V255L69 256ZM90 255L91 256L94 255V259L96 257H98L97 258L98 260H103V256H100V255L97 256L96 255V257H95V254H93V255L90 254ZM106 256H105V258H106L105 261H108ZM216 256H217V254H216ZM216 256L214 254V256L212 258L213 262L216 261L215 260ZM217 258L219 259L220 255L217 256ZM109 263H111V262H109ZM73 264H75V263H73ZM111 264H113V263H111Z\"/></svg>",
  "mask_w": 264,
  "mask_h": 264
},
{
  "label": "crops",
  "instance_id": "crops-1",
  "mask_svg": "<svg viewBox=\"0 0 264 264\" xmlns=\"http://www.w3.org/2000/svg\"><path fill=\"white\" fill-rule=\"evenodd\" d=\"M172 2L177 16L196 45L200 46L208 62L213 68L225 71L222 86L226 90L225 85H227L232 89V93H237L233 95L226 91L233 102L239 104V99L246 100L247 96L264 95V14L259 17H250L249 0H172ZM179 7L183 10L182 16L189 21L210 50L211 58L215 60L217 68L193 31L181 19ZM205 36H210V38ZM94 76L100 81L121 84L122 77L119 75L103 73ZM138 79L148 81L146 78ZM256 131L254 145L257 153L264 160V134L259 135V128ZM116 175L133 176L135 178L133 183L117 182L136 187H148L145 178L149 176L157 179L167 178L166 184L161 182L156 186L164 190L169 188L216 195H235L239 192L238 184L230 183L227 178L220 179L209 174L174 172L171 177L161 174L150 176L148 170L135 168L117 171ZM43 211V204L38 202L32 204L31 212L34 215H41ZM187 212L189 211L174 209L169 215H163L153 214L150 210L142 208L129 212H123L120 208L115 209L114 215L119 219L111 223L108 240L114 244L151 246L155 240V237L154 239L151 237L154 236L160 221L173 217L177 224L184 223L187 220ZM45 213L44 221L40 222L35 230V240L41 249L56 253L59 247L68 241L69 236L66 234L69 230L68 220L78 219V211L72 207L51 209L48 206L45 208ZM109 216L108 212H89L87 218L89 235H93L92 230L96 225L100 231L103 224L110 223ZM129 216H133V222L129 221ZM136 216H149L152 222L140 224L135 221ZM252 232L253 244L258 254L254 257L253 253L248 251L249 260L251 264H264V221L258 220ZM96 237L106 240L99 236Z\"/></svg>",
  "mask_w": 264,
  "mask_h": 264
}]
</instances>
